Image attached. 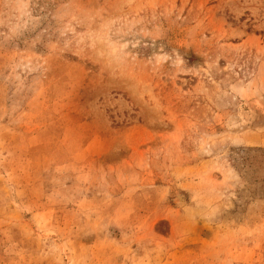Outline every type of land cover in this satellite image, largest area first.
Here are the masks:
<instances>
[{
    "label": "rangeland",
    "instance_id": "374dc122",
    "mask_svg": "<svg viewBox=\"0 0 264 264\" xmlns=\"http://www.w3.org/2000/svg\"><path fill=\"white\" fill-rule=\"evenodd\" d=\"M0 264H264V0H0Z\"/></svg>",
    "mask_w": 264,
    "mask_h": 264
}]
</instances>
